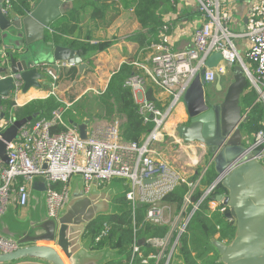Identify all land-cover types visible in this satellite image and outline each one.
<instances>
[{
  "label": "built area",
  "instance_id": "2783aa9c",
  "mask_svg": "<svg viewBox=\"0 0 264 264\" xmlns=\"http://www.w3.org/2000/svg\"><path fill=\"white\" fill-rule=\"evenodd\" d=\"M194 1L201 16V25L194 31L193 45L184 50H174L167 41L169 26H163L159 34L160 41L152 43L148 48L152 53L150 62L134 63L141 73L132 75L126 81L143 124L152 126L141 144L122 138L119 130L121 121L118 119L112 120L103 129H86V139L81 140L77 127L68 125L63 118L70 105L56 95L58 72L51 65L41 64L40 69L50 83L46 98L53 97L60 105L47 117H36L35 121L22 126L17 132V138L6 144L7 163L0 160V218L9 208L28 207L31 185L36 179L46 185V212L55 221L70 199L72 179L81 180L85 193L92 184L100 187L115 179L122 180L127 185L124 193L130 206L133 209L146 206L144 221L157 227H168L163 237L144 240V244L157 251L156 254L142 257L141 245L139 241H134L132 256L139 255L143 264L150 261H153L151 264H158L161 259H165L164 264H169L176 253L179 237L194 212L219 185L214 180L199 200L191 203L193 192L211 167L210 161L200 170L197 179L191 182L188 180L189 175L178 171L155 150L156 145L163 144L168 138L164 127L171 111L180 102L196 75H200L206 86L213 83L217 76L224 75L227 67L237 65L241 66L250 88L256 92L257 102L264 104V0H250L246 24L240 33L236 32L231 16L237 0ZM15 2L17 0H3L2 13L6 17H12ZM48 31L52 33L50 29ZM242 40L248 45L243 55L236 44ZM213 53H219L222 61L215 68L207 69L205 62ZM6 60L5 52L0 51V68L7 65ZM56 66L57 69L60 67L58 64ZM7 77L14 78L9 72H0V80ZM13 84L9 97L13 105L10 108L6 105L0 107V112L6 113V117L0 119V135L17 120L13 109L19 107L18 97L23 84L15 78ZM148 85L169 98L162 108H157L147 100ZM173 144L182 150V141L173 138ZM253 146L260 150L257 159L264 158V130L254 135ZM185 147L187 151L190 150L189 146ZM197 163L188 161L186 166L194 167ZM181 184L186 185L188 191L182 205L176 210L163 202V199ZM212 198L208 202V210L218 211L219 215L225 216L227 208ZM108 231L109 228L104 226L95 241L99 242ZM18 249L19 246L13 240L0 236V253L9 254ZM9 264L39 263L20 260Z\"/></svg>",
  "mask_w": 264,
  "mask_h": 264
},
{
  "label": "water",
  "instance_id": "95a60500",
  "mask_svg": "<svg viewBox=\"0 0 264 264\" xmlns=\"http://www.w3.org/2000/svg\"><path fill=\"white\" fill-rule=\"evenodd\" d=\"M243 1V0H239ZM250 1V0H247ZM0 0V33L12 39L7 47V65L0 72H9L19 79L26 93L31 88L41 89L46 80L41 64L48 63L77 66L79 74L85 65L77 50L56 46L47 41L48 29L65 13L64 0H31V10L24 16L6 17ZM246 20L240 32H243ZM42 56L47 61H38ZM222 57L213 53L205 62L207 69L215 68ZM14 78L0 80V107L10 101ZM247 86V79L240 65L234 69L232 82L219 104L206 105L200 75H196L182 97L188 125H181L176 132L187 143L198 142L210 153V165L224 192L212 199L227 208L225 218L232 221L234 235L226 243L216 239L211 245L220 264H264V158L258 160L259 149L244 137L241 125L247 121L240 99ZM217 76L216 91H220ZM6 113L0 112V119ZM37 117L36 114L17 119L0 135V160L7 163L6 144L17 138L18 130ZM77 127L81 140L86 139V125ZM264 126V120H263ZM77 179V178H76ZM79 179V178H78ZM73 182L70 199L57 221L47 216L46 185L34 180L31 185L29 208L20 219L12 208L0 218V236L13 240L19 249L9 254L0 253V264L26 259H39L47 264H101V255H92L82 237L86 226L98 215L110 211L111 193L98 191L92 184L88 194L83 192L80 181ZM113 181H118L117 179ZM153 181H145L150 183ZM139 245L144 240H139ZM64 259V261H63Z\"/></svg>",
  "mask_w": 264,
  "mask_h": 264
},
{
  "label": "trees",
  "instance_id": "16d2710c",
  "mask_svg": "<svg viewBox=\"0 0 264 264\" xmlns=\"http://www.w3.org/2000/svg\"><path fill=\"white\" fill-rule=\"evenodd\" d=\"M92 8V19H105L108 7L102 5L103 0H86ZM124 4L130 2L131 10L136 21L140 26V30L129 37L130 41L137 44L140 50H146L152 43L160 41V31L163 26H169L166 35L170 33V24L163 21V13L166 8L173 10L171 2L174 0H121ZM31 0H17L12 6V16H24L31 10ZM113 10L111 20L118 15L117 9ZM75 11L72 9L70 14ZM105 26V25H104ZM68 26L60 24L54 29L53 35L46 38L54 45L58 46L63 40ZM78 41L66 42L73 48L80 50L82 61L92 64V57L106 51L112 46L113 41L97 42L94 44ZM8 53V51H7ZM5 53V54H7ZM135 58L123 63L117 71H115L106 89L95 98L82 97L74 106L67 110L63 116L68 125L87 124L90 120L116 118L121 121L120 134L122 138L128 142L141 144L145 135L151 129L150 124H143L138 114V107L134 103L131 90L126 87V81L134 74L141 71L134 66ZM45 90H49V84L44 85ZM156 90L152 85L146 88V98L154 103L157 108H162L161 104L155 98ZM5 105L10 108L13 103L7 101ZM37 108H33L34 106ZM60 104L53 97L45 100H33L24 106L13 109L16 119H22L33 114L37 118L42 115L50 114L52 110ZM243 111L247 112V121L241 125L242 131L255 135L262 131V122L264 120V106L257 102L256 92L247 84L246 93L241 99ZM75 113V114H74ZM36 118V119H37ZM35 119V120H36ZM33 120V121H35ZM88 120V121H87ZM62 130V128H59ZM58 129V130H59ZM200 169L188 177L193 182L199 176ZM216 178L212 166L207 170L202 178L201 184L195 189L191 196V203L199 200L206 188L211 185ZM104 186H100L102 188ZM188 188L186 185H179L173 192L168 194L164 199L168 205L178 210L183 203ZM224 189L217 185L210 197L206 198L194 212L184 233L179 237L176 247V253L173 255L169 264H220L218 263V255L211 245V240L228 242L234 235V227L232 224L219 215L218 211L210 212L208 210L209 200L216 195H220ZM146 206H137L134 209L125 199L123 191L115 193L110 199V211L105 214L98 215L91 223H89L84 232V239L89 241V248L94 253L111 254L106 264H143L139 255L132 256L131 247L134 241L149 240L151 238H161L168 231L167 226H154L144 221ZM191 210V206L189 207ZM109 228L108 234L99 242L96 237L101 233L103 227ZM157 251L142 244L140 254L142 257L156 254ZM150 261L147 264H151ZM165 259H161L158 264H164Z\"/></svg>",
  "mask_w": 264,
  "mask_h": 264
},
{
  "label": "crops",
  "instance_id": "0c3cea01",
  "mask_svg": "<svg viewBox=\"0 0 264 264\" xmlns=\"http://www.w3.org/2000/svg\"><path fill=\"white\" fill-rule=\"evenodd\" d=\"M86 2H87L86 0H64V5H65L64 15L60 16L49 27L52 33H49L48 31V36L50 37L51 35H53L54 29H56L58 25L60 24L67 25L68 29L65 35H63L62 37L64 41L59 43L58 46L77 50L81 58V63L85 65L83 72L79 74L77 66L75 67L68 66V65H64L63 63L58 64L60 65V67L56 71L58 72L59 75V81L57 83L55 92L56 95L65 104L70 105L69 109H71L74 106V104L77 101H79L83 96L89 95L91 96L90 98H95L98 95L95 94V92L99 94L103 93V91L107 87V84L112 74L115 71H117L119 67L126 61L135 58L136 61L135 63L148 64L150 62L149 60L152 54L149 49L140 50L135 42L129 40L130 36L134 35L140 30V26L136 21L134 14L131 10L130 2L124 4L121 0H103L102 5H105L109 8L105 14V19H92L91 18L92 8L91 6H89V4H86ZM250 6H251L250 1L237 0L236 4L232 9L231 16L233 19L235 30L238 33H240V29L243 27V22L244 20H246V17L249 14ZM171 7L173 10H169L168 8H166L163 13V21L165 23L170 24V33L169 35H167V41L173 46L174 50H179V51L184 50L193 45V34L194 31L201 25V16L200 13L198 12L194 0H174L171 2ZM72 9H75V11H73L70 14ZM112 9L118 10L117 12L118 15L115 16L113 20H111V17L113 16L114 13ZM12 17L15 16L13 15ZM0 34L2 35V33ZM1 35H0V51L7 53L8 51L7 47L12 45L13 42L12 39L8 38L12 43L9 42L4 43L3 40L1 39ZM88 40L90 41L89 43L91 44L97 42H106V41H113L114 43L106 51L93 56L91 59L92 64L88 65V63L86 62L84 63L82 61V55L80 54V50H78L77 48H73L66 43L68 41L86 42ZM236 44L238 45L239 52L242 53L241 55H243L244 49L248 47L247 43L242 40V41H237ZM43 64L51 65L45 62ZM235 67L236 66L227 67L226 73L220 76L221 90L218 92L221 98L224 97L227 87L232 82ZM73 71L77 72L76 79L70 82L69 87L66 86L65 84H62L61 82L63 78L61 79V77L64 76L62 75V73L69 72L67 74H70ZM46 83L50 85L49 80L47 82L46 79L42 83L43 87L41 89L31 88L26 93L21 92V94L18 97L19 107L24 106L25 104L33 100H45L49 92V90H45L44 85H46ZM216 83H217V79L213 83L206 85L205 90L212 93L214 90H216ZM81 86H84V88L81 89ZM246 88L244 90L243 95L246 93ZM89 92H92L94 94H90ZM155 98L158 100L161 106L165 105L169 101V98H167L163 94H160L159 92L158 93L156 92ZM241 99H240V105H241ZM179 106L180 105L178 103L176 108H178ZM182 106L185 109L184 104ZM241 108L243 111L242 105ZM243 112L246 113L247 115L248 110ZM48 115L49 114H46L44 116L47 117ZM114 119L116 118H112L111 120L108 121L106 119L94 118L89 122H87V124H85L86 129L87 131H90V129L92 128H98V129L106 128L107 126L110 125V123ZM186 121L187 120L183 121L182 113L178 112L169 126H166L167 123L165 124L164 129L166 134L168 135L167 136L168 138L166 139L173 140V138H175L176 136L177 138L175 139L182 141L178 137L176 130L179 126L185 125ZM263 130H264V126L262 122V131ZM174 132H176V134ZM243 133L245 139H247L250 142L253 141L254 135L248 134L244 131ZM182 142H183L182 152L188 155L189 160H194V162H198V163L199 162L208 163L210 161L211 159L210 153L202 144L198 142H191V143H187L184 141ZM185 145L189 146L190 150L187 151L185 149L186 148ZM199 148H201V152L197 154L196 149ZM77 179L74 178L71 180L70 191L73 182L76 181ZM78 181L80 180L78 179ZM113 182L120 184L121 189H114V188H109L108 186H104L102 188L97 187L98 191L99 192L106 191L111 193V198L115 193L125 191L127 187L126 182L122 180L113 181ZM83 192L84 194H88V192L85 193L84 189ZM28 208L29 205L25 209L12 208V210L14 211V213L18 218L23 219L28 212ZM228 223L232 224V221H228ZM82 242L85 243V247H87V249L92 255H101L103 257V261L101 264H106L108 259H110L108 257L112 256L111 254L107 255L103 253L92 252L89 248V241L87 239H84V237H82ZM22 261L30 262V263L47 264L39 259H26ZM64 263L66 264L65 261Z\"/></svg>",
  "mask_w": 264,
  "mask_h": 264
},
{
  "label": "rangeland",
  "instance_id": "374dc122",
  "mask_svg": "<svg viewBox=\"0 0 264 264\" xmlns=\"http://www.w3.org/2000/svg\"><path fill=\"white\" fill-rule=\"evenodd\" d=\"M1 35V34H0ZM1 39L3 40V42L4 43H12L9 39H8V37L6 36V34H2L1 35ZM37 60L40 62V61H47V60H45V59H43L42 58V56H38V58H37ZM67 73H69V72H63L62 73V75H64L63 77H61V79H62V84H65L66 86H70V82L71 81H73V80H75L76 79V74H77V72L76 71H73L72 73H70V74H67ZM47 79V78H46ZM47 82H48V79H47ZM47 84V83H46ZM86 87V86H85ZM210 87V86H209ZM84 88V86H81V89H83ZM90 94H94V93H92V92H89ZM95 94H97L96 92H95ZM20 95V94H19ZM98 95H100V94H98ZM96 96V95H95ZM83 97H91V96H89V95H86V96H83ZM179 107L178 108H173V110L171 111V114H170V116H169V118L167 119V121H166V123H167V125L166 126H169L170 125V123L172 122V120H173V118L176 116V114L178 113V112H180V113H182V115H183V121H185V120H187V116H186V113H185V109H184V107L182 106L183 105V102H182V100H180V102H179ZM22 107V106H21ZM20 107V108H21ZM38 106H34L33 108H37ZM175 134H176V132H174ZM175 138H177L176 136H175ZM172 142H173V140H169V139H166L165 141H164V143L163 144H161V145H156L155 146V150L157 151V152H159V154L162 156V158L165 160V161H167L170 165H172L174 168H176L178 171H180L181 173H183V174H187V175H192L195 171H196V169H203L204 168V165H206L207 163H202V162H199V163H197L194 167H187L186 166V164H187V162L189 161H192V162H194V160H189L188 159V155L186 154V153H184V152H182V150H179V147L176 145L175 146V144H172ZM174 147H176V148H174ZM199 152H201V148H199V149H196V153L198 154ZM190 175H189V177H190ZM104 186H108L109 188H114V189H121V185L120 184H118V183H115V182H109V183H107L106 185H104Z\"/></svg>",
  "mask_w": 264,
  "mask_h": 264
},
{
  "label": "flooded vegetation",
  "instance_id": "af4514ba",
  "mask_svg": "<svg viewBox=\"0 0 264 264\" xmlns=\"http://www.w3.org/2000/svg\"><path fill=\"white\" fill-rule=\"evenodd\" d=\"M221 99L222 98L220 97L219 92H217L216 90H214L212 93H210L207 90H205L204 92V102L206 105L219 104ZM188 123H189V118L187 117V121L185 125H188Z\"/></svg>",
  "mask_w": 264,
  "mask_h": 264
}]
</instances>
